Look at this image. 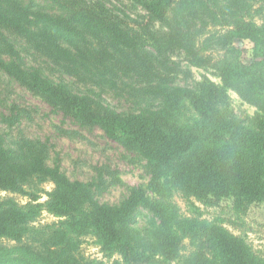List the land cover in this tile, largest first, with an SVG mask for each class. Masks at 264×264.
<instances>
[{"label":"trees","instance_id":"1","mask_svg":"<svg viewBox=\"0 0 264 264\" xmlns=\"http://www.w3.org/2000/svg\"><path fill=\"white\" fill-rule=\"evenodd\" d=\"M41 1L0 0V70L42 94L55 111L80 126L100 127L111 139L145 157L152 180L161 190L167 188L160 178L167 175L186 198L214 194L233 196L238 202L264 201V131L245 124L228 110L225 91H236L264 111V17L260 25L253 19L255 14L264 15V0H232L236 12H229L230 17L217 0H190V14L202 2L206 9L217 6L218 22L233 26L226 33L228 39L248 38L254 43L253 61L246 65L238 57L220 59L223 87L208 83L198 92L168 87L172 81L156 75L134 94L127 92L134 103L128 110L105 104L102 93L81 91L60 77L57 81L49 78L42 67L26 66L16 40L8 35L33 43L65 69L62 72L114 84L121 77L119 69L139 74L146 71L148 75V61L137 53L144 47L138 42L140 32L97 1ZM132 1L146 11L149 21L163 22L176 0ZM84 43L90 47L77 55ZM64 45L73 46L75 51L69 53ZM163 46L160 43L158 52ZM88 62L93 67L89 78ZM69 63H75V68H67ZM29 156L23 150L16 155L7 149L0 134L1 189L15 188L35 174L54 184L53 190L44 191L45 202L0 200V239L19 242L28 230L29 219L40 210L57 221L47 226L52 236L44 251L21 244L0 247V264H102L73 255V235L85 231L93 232L105 247L120 252L127 264H171V260L183 257L178 255V240L173 235L161 237L162 233L141 232L134 227L137 194L119 205L99 203L86 183L71 181L58 165L50 167L42 158ZM157 202L161 213L172 210L169 202ZM209 231L221 249L220 260H211L200 250L183 257L184 264H264L263 255L240 236L220 225L210 226Z\"/></svg>","mask_w":264,"mask_h":264},{"label":"rangeland","instance_id":"2","mask_svg":"<svg viewBox=\"0 0 264 264\" xmlns=\"http://www.w3.org/2000/svg\"><path fill=\"white\" fill-rule=\"evenodd\" d=\"M85 1H97L140 32L138 42L144 47H139L137 53L145 62H150H146L149 76L144 74L146 71L139 74L119 69L118 77H121L116 78L114 84L93 78L88 81L62 72L65 69L55 64L51 57H46L33 43L12 34L8 36L12 41L16 40V48L21 51L26 66L42 67L49 78L56 81L61 78L81 91L102 93L105 104L118 110L132 108L134 103L127 92L134 94V90H140L145 85L143 83L154 80L156 75L172 81V86L168 87L178 86L198 92L208 83L223 87L218 70L220 59L238 57L246 65L253 61L254 43L248 38L232 37L229 40L226 33L233 26L218 22L215 16L217 6L206 9L202 2L190 14V0H176L168 10L166 20L151 22L146 17V11L132 0ZM217 1L228 17L229 12H236L232 0ZM257 6L258 3L254 8ZM263 17L262 14H255L253 19L260 25ZM160 43H164V46L158 52ZM82 46L77 49V55L84 51V47H90L87 43ZM63 47L69 53L75 51L71 45ZM229 48H233V52ZM67 68H75V63H69ZM87 69L89 72L86 76L89 78L93 69L90 62ZM225 91L228 110L245 124L264 131V111L245 101L236 91L228 88ZM0 134L3 135L5 147L16 155L23 150L29 157L42 158L47 166L58 165L69 180L86 183L99 203L119 205L137 194L134 198V227L141 232L162 233L161 237L163 234L173 235L178 240V255L188 257L201 250L209 259L220 260L221 249L209 231L210 226L220 225L240 236L253 251L264 257V201L238 202L233 196L214 194L203 198H186L167 175L160 178L167 188L161 190L152 180L145 157L111 139L100 127L80 126L68 116L55 111L42 94L24 87L2 70ZM53 188L51 181L35 174L15 188H0V200L12 199L18 204L30 200L45 202L47 197L44 191ZM158 200L169 202L172 210H167V214L161 213L160 206H156ZM55 221L57 217L45 210L37 211L29 219L28 230L19 242L3 237L0 247L10 248L21 244L44 251V244H50L52 236L47 226ZM73 238V255L82 261L127 264L120 252L105 247L91 231L75 233ZM183 257L170 263L184 264Z\"/></svg>","mask_w":264,"mask_h":264}]
</instances>
